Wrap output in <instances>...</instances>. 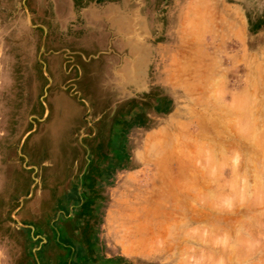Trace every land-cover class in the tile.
I'll return each instance as SVG.
<instances>
[{
	"label": "rangeland",
	"instance_id": "obj_1",
	"mask_svg": "<svg viewBox=\"0 0 264 264\" xmlns=\"http://www.w3.org/2000/svg\"><path fill=\"white\" fill-rule=\"evenodd\" d=\"M0 264H264V0H0Z\"/></svg>",
	"mask_w": 264,
	"mask_h": 264
},
{
	"label": "crops",
	"instance_id": "obj_2",
	"mask_svg": "<svg viewBox=\"0 0 264 264\" xmlns=\"http://www.w3.org/2000/svg\"><path fill=\"white\" fill-rule=\"evenodd\" d=\"M195 65L190 64V67H195ZM187 66H185L186 68ZM179 69L172 72L171 70L164 76L159 74L157 79V85L156 91L158 94L162 95L165 99L164 105L159 107V109H155L154 112H146V116H143V119H148V124L151 122L152 130L161 132L160 138L158 142L160 145H164L166 141L170 140V138L173 135V132L178 129H184L193 124L197 126L203 125L201 122H203L201 118L198 117H192L194 113L191 112H178L174 106V103L176 101V97L178 95V85L182 83V80L180 79L181 76L179 75ZM204 73V74H203ZM206 72H200L195 73L193 80H191V83H197V80H199L203 75H208ZM181 80V82H180ZM189 83V82H188ZM193 92L197 91L195 90V86L193 88L192 85H190V88ZM190 90V91H191ZM191 93V92H190ZM222 113V112H220ZM220 113L212 112V115H217ZM146 117V118H145ZM157 118L162 119V121L157 122ZM208 122H211L215 124L218 121V118H205ZM160 123V124H159ZM158 124V125H157ZM139 127V126H138Z\"/></svg>",
	"mask_w": 264,
	"mask_h": 264
}]
</instances>
